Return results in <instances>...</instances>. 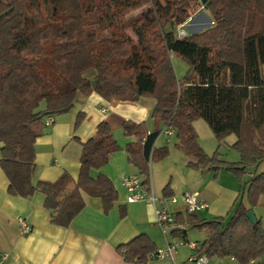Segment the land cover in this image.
Listing matches in <instances>:
<instances>
[{"label": "trees", "instance_id": "16d2710c", "mask_svg": "<svg viewBox=\"0 0 264 264\" xmlns=\"http://www.w3.org/2000/svg\"><path fill=\"white\" fill-rule=\"evenodd\" d=\"M204 11L213 26L178 39L177 28ZM172 55L188 65L181 81ZM91 72L94 89L85 77ZM79 92L106 102L152 99L155 124L175 131V147L185 156L240 182L251 176L241 193L248 207L240 200L227 218L209 221L176 216L182 228L171 236L186 240L189 225L206 234L198 256L264 264V229L259 220L251 224L246 218L264 196V171L257 173L264 163V0H0V169L10 196L41 193L51 223L61 227L83 210L82 193L99 199L105 212L117 199L106 177H90L119 149L106 123L89 144H81L75 183L63 173L53 183L32 184L34 146L45 119L67 115ZM197 120L207 124L218 145L234 136L231 149L239 162L221 160L218 150L207 156L193 126ZM121 129L134 138L125 146L128 161L148 187L150 164L167 156L166 149L154 148L160 131L148 133L144 124L130 121ZM168 188L164 198H171ZM117 250L126 263L145 264L156 248L140 235Z\"/></svg>", "mask_w": 264, "mask_h": 264}, {"label": "crops", "instance_id": "0c3cea01", "mask_svg": "<svg viewBox=\"0 0 264 264\" xmlns=\"http://www.w3.org/2000/svg\"><path fill=\"white\" fill-rule=\"evenodd\" d=\"M94 76L93 72L85 76L92 89L95 87ZM154 108L155 102L152 99L106 102L95 93L85 96L79 92L71 111L67 115L55 116L54 123L45 128L43 135L35 142L32 184L35 186L38 182L53 183L63 173H67L75 183L80 172L81 144H89L97 127L106 123L119 149L106 166L91 171L90 177L96 179L103 176L112 183L117 199L108 212L104 211L99 199L82 193L84 208L71 224L68 227L53 225L50 212L44 208L45 197L38 192L28 198L10 196L7 192L8 180L0 169V254H6L7 264H134L126 263L122 259L117 250L120 246H126L140 235H146L156 250L164 249L167 242L180 239L173 238L171 233L168 237L162 236L155 224L152 206L142 202H126L127 192L122 180L126 177H139L141 181L143 179L138 170L129 163L125 150L128 143L134 142V138L126 137L121 129L123 123L128 121L144 124L148 133L158 129L160 133L154 148L167 150L164 159L151 163L149 167L150 187L152 195L158 199L157 208L164 207L175 217H185L187 213L180 202V197L185 193L197 194L207 203L206 209L191 215L198 221L227 218L240 200L246 207L249 206L246 197L242 196V189L251 176L240 182L224 169H207L204 161L185 156L175 147V131L172 136H167L164 133L165 127L155 124L152 118ZM79 115L83 119L75 128ZM200 142L198 137V144L202 148ZM234 142L235 137L231 140L227 138L221 145L217 143V147L224 146L229 149ZM1 148L0 144V157ZM205 154L211 157L206 152ZM220 156L221 160L229 163L239 162L236 154L226 156V159L223 155ZM189 163L197 168L190 167ZM167 186V193L178 200L175 205L170 203V198H164L163 191ZM251 211L264 229V196L259 198ZM17 218L27 220L32 227L30 234L21 235ZM176 226L174 230L182 228L178 224ZM184 228L187 230L185 241L192 242L188 238L190 226L186 225ZM200 234L204 240L206 234ZM201 242L193 243L199 245ZM193 253L186 247L179 248L174 262L165 259L154 260L152 263L147 261L146 264H182ZM213 259L217 264H235L232 258ZM215 260L208 259L207 264H212Z\"/></svg>", "mask_w": 264, "mask_h": 264}, {"label": "built area", "instance_id": "2783aa9c", "mask_svg": "<svg viewBox=\"0 0 264 264\" xmlns=\"http://www.w3.org/2000/svg\"><path fill=\"white\" fill-rule=\"evenodd\" d=\"M187 30L184 25L179 26L176 31V37L178 39L184 38L187 36ZM54 123V118L49 116L44 121V126L46 128L50 127ZM164 133L167 136H172L174 130L170 128H165ZM122 185L127 192L126 202L128 204L134 203H146L153 207L155 224L160 229L162 236L168 237L172 230H174L177 226L175 223V216L168 209L162 207L157 208L156 203L158 199L152 195L151 187H144L142 185V181L139 177H126L122 180ZM171 204H177L178 200L176 198L169 199ZM180 202L185 208V211L189 215H195L197 212L206 209L208 206L207 203L201 200L197 194L193 193H185L180 197ZM17 224L20 228L21 235L25 236L31 233L32 227L24 218H17ZM188 248L194 253L188 258L186 263L182 264H207L208 258L206 256H198L197 249L198 245L193 242L185 241V240H174L167 242L166 247L164 249H158L154 253L148 256L147 261L153 260H171L174 262L176 253L179 248ZM232 261L234 258L231 259ZM235 261V260H234ZM0 264H7V256L6 254H0ZM146 264V263H145ZM235 264H237L235 262ZM247 264H261L257 260H250Z\"/></svg>", "mask_w": 264, "mask_h": 264}, {"label": "rangeland", "instance_id": "374dc122", "mask_svg": "<svg viewBox=\"0 0 264 264\" xmlns=\"http://www.w3.org/2000/svg\"><path fill=\"white\" fill-rule=\"evenodd\" d=\"M185 28L187 30V35L191 34V33H201L207 29H209L210 27L213 26L212 22H211V17L210 15L204 11L202 13H197L196 15H194L187 23H185ZM175 31V30H174ZM109 34L108 33H104L103 37H108ZM171 64L176 76V79L178 81H181L187 74L188 72V65L187 63L175 56L172 55L171 56ZM44 106L43 104L40 105V109H43ZM207 124L202 121V120H197L194 122V128H196V134L197 136L200 138V143L203 146L202 149L204 150V152H206L208 155L212 156L215 151L219 152L221 155H223L226 159L227 157H230L232 155H237L238 154L232 150L231 148H227L222 146V148H218L217 147V141L214 138V135L212 134V132L210 131L209 127L206 126ZM45 130V129H44ZM207 136L209 138H207ZM230 138V139H229ZM227 139V138H226ZM234 139V136H229L228 140ZM226 142H228L226 140ZM201 147V146H200ZM197 159V158H196ZM264 171V163H262L260 165V167L257 170V173L263 172ZM249 177V175L243 177L244 180H246ZM201 232L197 231L196 229L193 228H189L188 229V238L190 241L192 242H201L203 240V236L200 234ZM215 260V259H212ZM154 261V260H153ZM153 261H149L148 263H152ZM212 264H217V261H213Z\"/></svg>", "mask_w": 264, "mask_h": 264}, {"label": "water", "instance_id": "95a60500", "mask_svg": "<svg viewBox=\"0 0 264 264\" xmlns=\"http://www.w3.org/2000/svg\"><path fill=\"white\" fill-rule=\"evenodd\" d=\"M205 2H206V0H201V3H202V4H204ZM246 218L249 220V222H250L251 224H255V223H256V218H255V216H254V214H253L252 211H250V212H248V213L246 214Z\"/></svg>", "mask_w": 264, "mask_h": 264}]
</instances>
